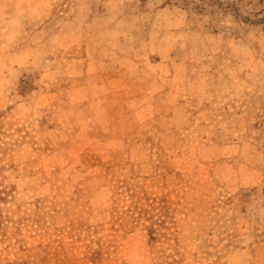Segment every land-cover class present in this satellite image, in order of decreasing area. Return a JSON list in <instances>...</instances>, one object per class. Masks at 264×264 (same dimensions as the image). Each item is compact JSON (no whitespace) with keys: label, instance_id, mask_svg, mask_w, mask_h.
<instances>
[{"label":"rangeland","instance_id":"374dc122","mask_svg":"<svg viewBox=\"0 0 264 264\" xmlns=\"http://www.w3.org/2000/svg\"><path fill=\"white\" fill-rule=\"evenodd\" d=\"M0 264H264V0H0Z\"/></svg>","mask_w":264,"mask_h":264}]
</instances>
